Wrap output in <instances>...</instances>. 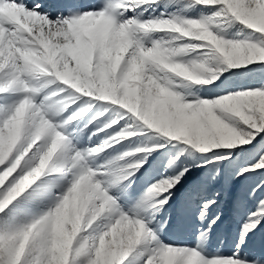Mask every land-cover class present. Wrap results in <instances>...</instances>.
<instances>
[{"label": "snow or ice", "instance_id": "obj_1", "mask_svg": "<svg viewBox=\"0 0 264 264\" xmlns=\"http://www.w3.org/2000/svg\"><path fill=\"white\" fill-rule=\"evenodd\" d=\"M242 2V9L247 12L264 8V0H242ZM161 4L177 8L186 5L188 9L215 6L212 17H224L229 23L238 22L240 25L246 26L247 29L254 30L250 38L255 42L227 39L214 32L210 29V17L178 18L173 16L172 18L162 17L145 21L142 7L145 5L160 6ZM234 6L231 4V0H218L215 3H207L205 0H99L97 4L71 3L63 5L61 14L52 19L48 12L41 9L39 3L30 6L24 0H0V33H3L5 41L10 43L16 41L17 37H25L28 41L33 42L28 45L29 47L36 48L41 53L46 52L49 57V61L40 67L28 68L22 61L17 60L15 65L9 64L0 70V131H6V124L15 116L20 106L27 102L30 114L36 113L38 120H47L51 133H59L66 137L65 143L70 151L80 152L85 158L82 166L71 171L63 170L70 173L68 175L49 178L44 174L42 176L45 178L41 179L42 176H40L29 184L23 182L31 167L28 160L40 147L39 143L28 152L18 167L15 166V163L24 149L28 147L29 141H21L7 159L0 163V177H6L0 183V264H51L50 239H44L35 233L42 223L48 221L55 214L66 191L81 174L89 175L93 183L97 185L96 199L90 205L87 219H85V215L83 227H91L93 222L97 221L102 214H105V219L93 229L96 235L92 237V244L87 249L81 242L83 237L77 239L82 232L81 225V230L68 249L65 264H99L100 239L118 221L130 222L133 225L139 222L144 226V233L137 243L123 250L115 264H124L126 258L137 249V246L142 243L146 236H151L154 241L153 248L145 257L146 264H162L161 257L169 248L176 250L172 264H186L189 257H195L196 264H264V248H253L247 243L248 234L264 219V200L259 202L257 211H250L247 214V222L243 225L238 242L234 243V247L226 255L206 252L204 247L206 237L203 230H201V238L193 248L166 245L158 237L159 226L154 224L153 217L156 212L169 203L173 196L172 190L181 182L187 169L180 170L176 167V161L169 159L164 171L149 180L139 196L129 200L131 189L135 183V173L141 169L154 149L136 147L135 150L139 149V151L134 150V152L143 155L123 152L110 159H105L104 163L101 164L98 162L100 156L95 153L89 154L90 150L96 146L81 148L78 139L88 125L95 123L97 131L105 133L106 138L100 144L104 150L127 137L135 136L142 126H147L148 129L155 130L162 137L170 138L171 141H182L184 144L190 145L191 149H195L199 153L211 152L213 158L227 159L222 152L213 150H231L238 145L245 146L253 141L257 134H264V119H262L256 103L258 96L264 95V80L258 86L230 92L211 100L194 97L192 100L186 101L185 97L178 98L175 108L169 106L167 111L161 110L158 127L151 126L144 118L143 85L139 86L140 91L137 93L141 100L140 107L136 110L123 102H117L124 95L122 85L128 77L131 57L141 47L146 51L152 48L156 42L152 40L150 45L145 47L142 41L145 40L147 34L153 31H141L138 29L139 25L166 20H195L204 24L217 39L226 43H245L264 48V31L257 30V28L240 19L233 11ZM95 18H102L104 23L110 25L113 30H120L122 27L128 26L137 29L128 32L131 46L128 47L114 73L110 71V61L104 58L101 47L94 46L78 50L81 30L94 23ZM203 44L205 46L198 49H207L206 54H209L211 46L207 45L206 42ZM255 62L264 63V59L253 60L239 66L220 64L219 69L212 73L209 80L213 78L216 80L222 72L228 69H240L253 65ZM101 69L106 71L108 82L117 86L115 100L103 98L97 91L83 87L85 81L95 83L99 87ZM77 80L81 82L79 86L76 84ZM189 86L186 85V87ZM82 97L95 98L97 101L120 106V108L127 110L120 113L123 124H131L134 117L138 122L137 126L125 127L119 125L115 119L109 121L108 117L105 116V109L101 110L98 115L93 114L91 119H87L81 128L82 118H86V114L93 107L92 101L85 104L82 102ZM237 97H247L249 100L248 106L243 108L244 118L235 113L220 111L216 112V116L234 132L240 134L243 141L229 147L213 146L211 150L199 149L194 136L195 129L198 127V121L195 118L198 114V107L203 104H220L225 100ZM100 117H104L102 127L100 126ZM124 117L127 119H123ZM248 117L253 119L250 120ZM114 125L117 127L114 128ZM161 127L173 130L182 128L187 133V137L162 134L159 130ZM108 129L112 131H106ZM125 133H133L134 135L125 136ZM96 134L94 132L93 136ZM156 144L163 146L162 141L156 142ZM102 152L100 151L98 154ZM178 159L177 156L176 160ZM131 161H135V165L126 167L132 163ZM261 170H264V144L255 149L246 165L237 167L235 174L243 176ZM207 179L214 181L216 173L213 172ZM160 185H164L167 190L163 191L162 194H157L155 189ZM54 190H58L60 195H55ZM202 191L203 186H199L187 193L185 207L190 208L195 205L197 199L202 197ZM249 191L251 192V190ZM215 203V199H207L197 206L201 219H207L205 213L209 206ZM90 221L91 223H89ZM212 223H215V220ZM30 230L33 232V236H30L29 242L25 245L24 252L17 262L16 255L20 242L24 234ZM74 241L76 242L75 246Z\"/></svg>", "mask_w": 264, "mask_h": 264}, {"label": "rangeland", "instance_id": "obj_2", "mask_svg": "<svg viewBox=\"0 0 264 264\" xmlns=\"http://www.w3.org/2000/svg\"><path fill=\"white\" fill-rule=\"evenodd\" d=\"M25 3L34 5L39 3L41 9L48 12L50 18L55 19L57 15L62 12V6L71 3L83 4H97L99 0H24ZM207 3H215L218 0H205ZM231 4L238 5L243 8L242 0H231ZM215 6H200L188 9L186 5L181 7H167L163 4L160 6H143L142 14L145 21L150 19L159 18H201L210 17V29L220 34L219 29L221 25L225 26L229 22L224 17H212V12ZM254 12H264V8H259ZM102 25L101 27H98ZM264 15L259 17V23L251 25L257 30L264 31ZM217 29V30H216ZM247 32H251L249 29ZM179 34H169L160 31H153L145 37L142 44L147 47L152 40L156 42L163 40L167 41L170 36H178ZM187 38L175 41L176 44L190 43ZM240 42H255L244 39ZM78 50L87 49L94 46H99L103 49L104 58L110 61V71L115 72L119 66L120 61L123 59L128 47L131 46V41L128 38V33L120 30H113L110 25L101 22L100 19H95L94 23L89 24L81 30V38L78 39ZM20 45L10 44L5 41L3 33H0V70L4 67L15 65L17 60L22 61L23 57L20 52L16 51ZM196 51V50H194ZM204 55V54H203ZM199 56L192 52L181 59L191 60L198 59ZM257 59H264V57H257ZM257 68L251 73L241 77V80L246 81L247 78L253 74L251 83H257L264 80V63L255 62ZM101 80L108 82L107 74L104 69H101ZM109 83V82H108ZM185 82L177 78L174 90L181 93L186 101H190L189 94L191 90L184 88ZM240 83V82H238ZM81 95V94H77ZM92 101L93 107L86 118H82L80 127L83 128L87 119H91L93 114H99L101 110H105V116L109 121L112 119L117 120L118 124L125 127H136L138 122L133 117V122L129 125H124L120 116L121 112L127 110L120 108L118 105H111L109 102L97 101L95 98L82 97V102L87 103ZM163 103V110L167 111L166 102ZM258 110L261 112V117L264 119V95H259L256 101ZM212 109L208 115L198 113L195 118L198 121V127L195 129L194 136L196 143L201 142L206 138L211 131H214L217 136H221L223 132L224 122L216 116V108L219 107L221 112H226V109L221 104H211ZM129 116L131 114H128ZM244 118V117H242ZM123 119H127L124 117ZM248 119H253L248 117ZM102 127L104 117H100ZM254 123V120H253ZM117 127L114 125V128ZM111 132V129L106 130ZM97 133L93 136V133ZM232 139H221L219 144H213L215 147H229L243 141V137L231 129ZM264 137V134H259L257 139ZM105 133L97 131L95 123L88 125L87 129L79 136V146L81 148L95 147L102 143L105 139ZM165 138V137H164ZM161 134L155 130L148 129L147 126H142L135 136L127 137L125 140L114 144L112 147L104 149L102 153L97 154L100 156L99 163L103 164L105 159L121 154L123 152H134L136 147H149L153 148L151 155L148 156L147 161L141 166V169L135 173V183L130 192L129 200L135 199L144 190L149 180L156 177L164 171L165 165L169 159L176 161V167L180 170L187 169L181 182L175 186L173 196L169 203L162 207L160 211L156 212L153 217L154 224L159 226L158 237L166 245L193 248L197 245L198 240L201 238L202 231L205 233L204 247L207 253H215L226 255L234 247V243L238 242L242 232L243 225L246 221L247 214L255 212L258 209L259 202L264 200V170L257 171L254 174L236 175V169L240 165H246L252 157V153L245 154L242 157L237 156L229 164H221L220 162H213L212 155H202L195 149H191L190 145L184 144L182 141H174L171 144L164 139ZM163 142V146H157L156 142ZM261 141H259L260 143ZM19 147V146H18ZM236 147H239L236 146ZM260 147V146H258ZM0 156V163L7 159L8 155ZM15 154V152H14ZM74 154L70 151L69 155ZM135 155H143L142 153H135ZM179 157L176 160V157ZM11 159V156H10ZM135 162V161H131ZM23 163V162H22ZM19 170V169H18ZM213 172L216 173V179L209 181L207 178ZM70 173L64 171L49 170L46 172V177H55L68 175ZM6 177H0V183ZM45 178L44 176L41 179ZM203 186L202 197L198 198L196 204L190 208L185 207V196L193 189ZM251 190V192L249 191ZM55 195L59 196L60 192L54 190ZM215 199L216 203L210 205L205 215L207 219H201L197 206L202 204L204 200ZM75 209L71 206L66 209L65 214L56 221L58 230L63 231L65 227L70 231V223L74 220ZM55 219V214L49 218ZM87 219V214L86 218ZM105 219V214H102L97 221L89 228H84L82 222V232L78 235V240L83 237L81 241L85 245V249L91 246L92 237L96 235L93 231ZM48 220V221H49ZM215 220V223L212 221ZM81 230V229H80ZM78 234V233H77ZM76 236L73 237V240ZM30 238V237H29ZM29 242V240H28ZM27 242V243H28ZM23 243V239L20 245ZM26 243V244H27ZM74 241V246H75ZM247 243L253 248H264V219L257 224L247 236ZM25 244V245H26ZM24 245V247H25ZM71 244L67 245L63 252H57L56 255L61 257L62 264H65L67 259V252ZM154 246V241L151 236H146L142 243L137 246L124 264H146L145 257L150 253ZM24 250L21 248L17 250L16 261L18 262ZM113 259L114 261L121 255L122 250L119 246H113ZM106 258L101 250H98V261H104ZM71 261V258H70Z\"/></svg>", "mask_w": 264, "mask_h": 264}, {"label": "clouds", "instance_id": "obj_3", "mask_svg": "<svg viewBox=\"0 0 264 264\" xmlns=\"http://www.w3.org/2000/svg\"><path fill=\"white\" fill-rule=\"evenodd\" d=\"M233 11L238 17L249 25L259 23V17L264 12H247L238 5L233 7ZM100 19L103 22L102 18ZM264 26V25H262ZM122 31H135L136 28L131 26L122 27ZM138 29L144 32L160 31L169 34H179L178 36H170L167 41L161 39L155 42L153 47L146 51L141 47L131 57V67L128 77L122 85L124 95L120 101L127 106L136 110L140 107L141 97L137 95L140 91V85H143V110L144 118L153 127H158L163 110V103L166 102L167 108L170 106L175 108L178 98L184 96L174 90L177 78L182 82H191L195 85H207L213 81L209 80L213 72L219 69L220 64L229 66H239L247 64L257 57H264V48L257 45H249L245 43L224 42L216 38L208 28L199 21H176L166 20L161 22H152L145 25H139ZM187 38L189 41H203L210 45L209 54L203 55L198 59L185 60L181 57L188 53L204 47V44L184 43L176 44L175 41ZM32 41H28L25 37H17L16 41L10 44H19L20 47L16 51L20 52L23 57L22 62L28 68L40 67L49 61L47 53H41L38 49L29 47ZM55 67V66H53ZM146 78V81H145ZM77 80V86L80 85ZM186 87V84L184 85ZM84 88L95 90L101 94L103 98L115 100L117 86L110 84L104 80H100L99 87L95 83L85 81ZM249 100L247 97H237L228 99L220 103L225 109V113H235L244 117L243 108L247 107ZM212 109V105L203 104L198 107V113L208 115ZM220 108H216V112ZM221 136H217L214 131L197 146L201 150H211L213 144H219L221 139H232L231 128L224 124ZM6 131H0V156L7 155L12 152L21 141H29L28 147L24 149L21 156L17 159L15 166H19L24 157L28 155L38 143L40 147L29 158L28 164L31 165L30 171L24 178V184H29L40 176L46 174L49 170L63 171L67 169L71 171L74 168L82 166L84 156L80 152L69 155L70 149L65 143L66 137L59 133H51L49 122L44 119H37L36 113H29V105L27 102L22 104L17 110L14 117L6 124ZM162 134L175 135L178 137H187V133L182 128L175 130L167 127L159 129ZM119 135V134H117ZM125 136L134 135L133 133H125ZM42 142V143H41ZM118 142V141H117ZM103 151V146L98 145L90 150L89 154H98ZM139 151V149L135 150ZM135 162L126 167H133ZM96 187L92 178L87 174H81L70 188L66 191L61 204L55 212V219H50L39 226L35 235L51 241V264H62L61 257L56 255L57 252H63L64 248L72 244L73 237L79 233L85 215L89 212L90 205L96 199ZM167 188L160 185L155 189L157 194H162ZM75 209L74 220L70 223V231H60L56 227V221L65 214L69 207ZM91 223V221L89 222ZM144 233V226L137 222L133 225L130 222L118 221L109 232L105 233L100 239L101 253L108 259L101 261L100 264H115L111 259L114 255L113 246H119L123 250L139 241ZM33 236L30 230L23 236V243L20 245L21 251L28 242L29 237ZM107 237V239H105ZM176 250L167 249L162 257V264H172ZM186 264H196L195 257H189Z\"/></svg>", "mask_w": 264, "mask_h": 264}, {"label": "trees", "instance_id": "obj_4", "mask_svg": "<svg viewBox=\"0 0 264 264\" xmlns=\"http://www.w3.org/2000/svg\"><path fill=\"white\" fill-rule=\"evenodd\" d=\"M248 30L249 29H247L246 26H242L237 22L235 24L228 23L225 26L221 25V29H219V32L220 35H223L227 39H235L238 41H243L244 39H247L250 41H254L251 40L250 38V35L254 32V30H251V32H247ZM190 43L203 44L204 42L191 41ZM193 53L201 57L203 56V54L206 55L207 49H196V51H193ZM256 68L257 65L254 63L253 65L242 67L240 69H228L222 72L215 81L207 85H195L192 84L191 82H185L183 85L185 84L190 85L189 87L184 86L185 90L186 88H189L191 90V93L189 94L190 100H192L194 97L199 99L211 100L218 98L219 96L226 95L230 92L242 91L249 87L258 86L260 82L251 83V78L253 74H251L246 81L241 80V77L251 73ZM258 135L259 134H257V136ZM257 138H255L253 141H250L248 145L235 147L234 149L231 150H225V149L213 150V151L222 152L224 156L227 157V159H216L212 157L213 158L212 161L220 162L221 164H229L232 160H235L237 156L242 157L245 154L253 153L255 149L258 148V146L264 144V137L260 136L261 139H257ZM165 141L171 144H175L173 143L174 141H171L170 139H165ZM259 141L261 142L259 143ZM200 154L206 155V157L207 155L210 156L212 155L211 152L207 154L205 153H200Z\"/></svg>", "mask_w": 264, "mask_h": 264}]
</instances>
